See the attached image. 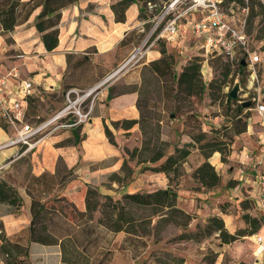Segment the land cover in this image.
Returning a JSON list of instances; mask_svg holds the SVG:
<instances>
[{
  "label": "trees",
  "instance_id": "16d2710c",
  "mask_svg": "<svg viewBox=\"0 0 264 264\" xmlns=\"http://www.w3.org/2000/svg\"><path fill=\"white\" fill-rule=\"evenodd\" d=\"M166 1L168 0H113L111 7L115 14V20L117 22H125L128 8L136 3L140 8L139 18L145 20L146 24H148ZM77 2L78 0H0V34L14 31L17 26L27 22L37 8L41 7V11L35 19V26L47 51H53L59 45L62 11ZM222 5L230 15L239 14V11L242 12L243 9L249 8L244 0H223ZM260 5L262 10L259 12H254L253 10V17L259 14L264 15V4L260 3ZM143 36L144 34L141 31L133 29L126 34L120 42V46L124 47V45H131V43H139ZM7 40L11 41L10 38ZM161 40L157 41L161 45V56L151 61L148 66H145L141 84L125 85L128 88L123 89L113 86L108 95L109 99L115 95L131 92L141 94L142 87L146 81L144 78L146 73L150 74L151 79L154 78L157 82L162 80L166 87H169L170 93L175 98L179 97L181 93L188 96H200L204 93L206 85L202 78L203 58L201 56L191 58L180 74H177L175 70L177 61L174 53H171L168 49L167 40H162L163 42ZM90 51L87 50L84 54H67L68 67L63 75V88L58 94L64 97V92L72 87L87 89L89 85L105 77L107 70L93 61ZM238 65L240 71L246 69L241 61L238 62ZM230 72L231 68L226 63V75ZM214 83V80L210 82L211 89L214 87ZM38 99V95L30 94L24 98L23 102L26 103L28 109L34 110L37 108L36 102ZM228 100L238 103L236 115H242L244 108L242 102H238L239 98H232L229 92ZM137 105L141 113L139 120L125 119L112 122L115 128L121 127L125 129H130L138 123L143 135L148 136V133H153L144 141L141 147L125 148L128 157L125 158L121 168L126 173L125 177H130L134 171V167L130 165L129 160H136L138 165L143 163L144 170L165 173L169 181H172L174 176L182 175L183 164L191 155L192 148L199 143L198 148L204 156V161L194 170L195 179L201 186L207 188H214L220 184L221 175L210 161V158L215 152H220L222 161L227 159L225 150V145L227 144L220 138V136L224 137L226 134H220L221 128L213 127L211 129L213 136H210L209 132L202 130L199 118L195 116L192 118L194 119L192 126L198 124V132L196 134L192 133L191 138L193 141L184 144L182 147L177 145L174 148V152L169 153L170 142L161 138L160 128L155 129L148 122L146 110L141 104L140 96ZM253 106L254 104L251 107ZM244 116L245 120L237 122L235 126V135H239L247 129L249 115L244 114L239 119ZM31 117H36L34 118L36 120L32 123H38L48 118L46 116L42 117L37 113L31 115ZM24 119H26V112ZM64 120H67V118H64ZM10 126L9 121L0 113V127L8 129ZM105 131L109 139L116 144L114 135L106 123ZM74 134L76 135L75 143H77L80 137L77 135L76 130ZM202 141L204 142L202 143ZM154 163H157V165L153 166L152 164ZM63 169L61 167L60 170ZM48 175L50 174L45 172L41 176H31L28 182V193L32 197L31 209L33 215L30 225V240L48 245L60 243L63 250V261L68 264H76L78 255L87 259L85 264H88L93 259L94 251H90V248L96 246L97 238L94 237V228L89 223L93 221L96 214L99 215L97 221L99 226L104 227L115 235L123 234L121 243L124 244L122 249L124 253L122 255L125 258L126 251L129 249V255L134 258V263L139 255L133 251L140 247L143 237L151 233L147 225L152 222L154 217H158V223L168 224L172 222L184 227L185 230L177 236L180 242L185 240L200 241L214 235L220 240V244H228L247 234L257 235L261 231L263 223L261 216H255L251 212H247L243 215V218L248 224V228L231 233L227 229L224 219L221 216L213 215L208 218L203 227L201 225L197 226L199 229L197 232L194 230L187 231L186 229L190 225L193 216L177 205L179 194L172 183H169L167 188H158L151 192H127L121 198H114L110 194L102 193L96 186L88 185L86 210L80 211L65 196H57L48 200H43L46 197L42 195L35 196V190L42 193L46 191L44 188L52 189L54 187L53 179H51L53 175L47 177ZM116 175V173L113 174V177ZM64 176L66 177L67 175ZM40 183H43L44 186L41 187ZM244 202L248 205L251 200L245 199ZM5 203L11 204L15 210H19L23 205V198L6 180L0 179V204ZM254 206L256 207V204ZM146 211L149 213L145 214L144 212ZM178 218L184 219V222H179ZM141 227H145L147 229L146 232H140ZM0 252L5 258V264H32L29 247L7 239L1 222ZM219 254L217 251L207 254L204 258V262H207L205 264H215ZM109 260L112 264L113 257H110ZM184 261L185 257L180 254L177 256L167 253L165 257L157 256V262L160 264H183ZM230 261L229 254L225 253L222 264H230ZM136 264H151V261L143 259ZM237 264H254V262L240 261Z\"/></svg>",
  "mask_w": 264,
  "mask_h": 264
},
{
  "label": "crops",
  "instance_id": "0c3cea01",
  "mask_svg": "<svg viewBox=\"0 0 264 264\" xmlns=\"http://www.w3.org/2000/svg\"><path fill=\"white\" fill-rule=\"evenodd\" d=\"M112 3L113 0H78L77 3L63 9L60 23L59 45L53 51H47L35 26V19L40 13L41 7L32 13L27 22L17 26L14 31L0 34V74L8 73L13 67H17L19 70L18 78H10L7 89L3 93L6 105H12L14 101L22 99L23 92L21 91L20 80L32 81L34 86L33 93L41 90L60 92L63 88V75L68 67V53L84 54L87 50L93 48L95 49L94 62L98 63L105 70L110 68L113 64L112 59L114 53L119 47H123L120 46V42L126 34L133 29L142 31L144 23L139 18L140 8L136 3L128 8L126 21L117 22L111 7ZM190 33L192 32L185 33L183 40L179 39L180 43L185 41ZM9 38L11 39L10 42L7 40ZM132 45L134 44L131 43L130 46ZM150 55L151 50L149 51L146 62L150 60ZM160 56V51L158 54H155L157 58ZM102 58L107 60L102 62ZM98 60H101V62H97ZM141 70V65L135 66L126 73L127 75L125 74L111 84L103 87L98 92L94 101L93 111L88 122L72 128L59 129L33 149L23 152L19 145H8L7 143L16 135V129L14 128L13 131L11 129L12 125L8 129L0 127V146L6 144V146L0 147V177L6 180L5 176L9 172L14 171L11 165L17 159H21L24 155L30 154L33 163L39 162L38 165H33V170L30 172L31 176H41L45 172L50 174L47 177L53 175V178H51L54 182L53 186H61L60 189L53 190L57 192L58 196L67 197L80 211L86 210L85 188L88 185L98 186L99 190L104 194L112 193L104 189L106 186L103 182L107 181L108 177L113 176L115 173L117 175L112 177L113 180H111L114 183L116 181L115 179L119 181L120 177H122L121 168L125 160L126 151H124L125 148H123L118 140L120 136H123V145L129 147L132 139L136 140L137 133H141L138 123L130 129H125L121 127L115 128L112 122L125 119L139 120L141 113L137 105L139 98L138 92L115 95L110 99L108 95L113 86L140 85L142 81ZM99 81L89 85L88 88L95 86ZM23 106L25 114L27 109L25 102H23ZM105 123L115 136L116 144L107 136ZM251 128L249 126L248 134L254 133V130L252 132ZM75 130L80 137L77 143H75ZM261 135L262 128L260 125V129L257 132L258 138L256 144L253 145L252 150H248L255 159L264 154V144ZM246 151H243V153L245 154ZM220 157V154L215 152L210 158V161L216 165L215 162L221 160ZM59 160L63 161L65 167L60 171L58 168ZM254 161V159L249 161V166H252ZM241 163H246V161L242 160ZM139 165L136 164L133 167L139 169ZM248 169L252 174L250 180L248 179V186L251 188L254 186V171L252 167ZM244 171L241 168L240 173H244ZM64 175L67 176L65 177ZM157 175H160L159 177L164 184L160 188H167L169 186V178L167 175L162 172H157ZM29 180H27L24 186L25 188L19 192L23 198V205L19 210H15L11 204H0V222L3 224L5 236L12 242H19L29 247L32 264H68L63 261V250L60 243L48 245L30 240V225L33 215L31 209L32 197L26 189L28 188ZM134 185L136 183H131V186L129 185L128 189H125L123 192L138 191L137 188H134ZM40 186L43 187L44 184L40 183ZM244 186L245 183L242 184V188ZM72 187L76 189L71 190L70 188ZM182 190L185 191L187 189L182 188ZM43 193L45 195L47 194L46 192ZM48 199L50 198H43V200ZM197 199L199 200V198H183L179 193L177 205L187 213H196L198 216L200 214L203 216L202 212L205 207L200 206L199 202L196 201ZM245 199L251 200V213L255 216H260L259 210L254 206L255 197H243L239 198L238 201H244ZM186 201L189 203V207L182 206V203ZM215 215L221 216L224 219L226 227L231 233L236 232L237 223H232L234 218L233 220L231 218L228 220L227 218L229 217L226 218L227 215L224 213H216ZM198 216L194 217L193 220L197 221ZM203 221L206 222L207 220L203 219ZM190 226H194V222ZM262 230L263 228L261 227V231L258 234H261L263 232ZM238 242L239 248L237 247ZM187 243L192 242L187 241ZM221 245L223 249L217 251L220 254L215 264H222L226 252L234 260L241 259L240 261L243 260L250 263V258L253 257V262L256 259L255 252L257 243L255 234L245 237L244 241H235ZM226 245L228 246L226 247ZM181 255L185 257L183 264H202L200 262V255L194 251L193 253ZM124 259L125 264L134 262V258H131L129 255V249L126 251ZM260 262L264 264V254L260 257ZM1 264H5V262L1 261ZM157 264L160 263L157 262ZM233 264H237V262L234 261Z\"/></svg>",
  "mask_w": 264,
  "mask_h": 264
},
{
  "label": "rangeland",
  "instance_id": "374dc122",
  "mask_svg": "<svg viewBox=\"0 0 264 264\" xmlns=\"http://www.w3.org/2000/svg\"><path fill=\"white\" fill-rule=\"evenodd\" d=\"M245 3L249 6L247 14V25L246 29L251 38V46L253 49H258L262 51L261 57L262 61L255 65L254 72L250 68L246 67L244 71H240L238 62L230 61L220 55H208L204 54L203 49L200 46V42L194 38L192 33L189 34L187 39L180 43V40H183L184 35H179L175 37L172 41H166L168 43V49L171 53H174L175 60L177 61L175 70L177 74L183 70V67L187 62L195 57L201 56L202 60V78L206 85L204 93L200 96H188L184 93H181L179 97L175 98L171 93L169 87H166V84L159 80L151 79L150 74L146 73L144 75L145 83L142 87V92L139 94L141 99V104L146 110V115L148 122L152 124V127L157 129L160 128V135L163 140L169 141L171 146L169 153L174 152L175 146H184V144L193 141L191 138L192 133L198 132V124L193 125V120L195 116L199 118L201 123L202 130H205L211 134V129L221 128L220 134H226V136L220 138L226 142L225 150L227 152L226 161H216V170L221 175V182L218 186L214 188H207L201 186L198 181L195 179L193 173L194 170L204 161V156L201 153V150L198 148L199 143L192 148L191 155L187 158V161L183 164L182 175L174 176L172 183L178 190L183 198H199L196 201L199 202L200 206H203V216H199L196 213H191L194 217L198 216V220L194 221L192 219L191 223L194 222V226H188L187 231L194 230L197 232L198 225L202 227L206 224L203 219L208 220L209 217L215 215L216 213L227 215L228 220L231 218L232 223H237V230H245L248 228L243 215L247 212L252 211V206L246 204L243 200L239 198H248L249 196L255 197L257 189L255 186L251 188L248 186V179L252 177V174L249 167V161L246 163H241L242 160H246L245 154L243 151L252 150L253 145L256 144L258 138L257 132L260 129L261 121L260 115L255 110V107L244 108L242 115L248 114L247 119V130L239 135H235V126L237 122H243L245 116L239 119L242 115L237 116V105L238 103L228 100V94L234 85L239 82L241 85V91L239 93V103L242 101L251 100L254 96H260L264 102V15L259 14L253 17L254 12H259L262 10L261 4H264V0H244ZM239 16L242 17V12H238ZM142 33L144 34L142 40L139 43L128 47H119V49L114 53L113 64L110 68H107L108 71L106 75L118 69L130 56L132 49L135 45L141 44L146 39L150 38V32L152 28V21L146 24V21L143 20ZM191 30H188L190 32ZM263 36V37H261ZM164 40V39H162ZM161 40V41H162ZM179 40V41H178ZM178 43H177V42ZM163 42V41H162ZM177 43V44H176ZM137 45V46H138ZM181 47H180V46ZM161 45L155 43L151 46V55L150 60L141 65V78H143V69L145 66H148L151 61L155 60V54H158L160 51ZM93 61H95L94 53L95 49L90 51ZM101 59V58H99ZM105 58H102V62H105ZM97 62H101L98 60ZM226 63L229 64L231 72L226 75ZM98 64V63H96ZM99 65V64H98ZM126 73L121 74L116 79L121 78ZM127 75V74H126ZM115 79V80H116ZM214 80V87L210 88V82ZM221 86V88H220ZM128 88L125 85H119L118 89ZM79 88V92L82 94L85 91L89 90ZM60 92L57 91H35L33 95H38L39 99L36 102V109H26V119L25 123H32L36 117L32 118L31 115L37 113L40 116L50 117L58 110L62 109L68 103V98L65 95L64 97ZM76 96V93H73L72 98ZM236 99V98H234ZM91 97L86 99L81 106L86 108L90 102ZM37 116V115H36ZM159 119H161L159 121ZM192 119V120H191ZM249 126H251V131L254 130V133L248 134ZM14 131V127L11 128ZM253 132V131H252ZM153 133H148V136L143 135V133L138 132L136 135V140L132 139L130 146H124L123 136H120L118 140L122 144L123 148L133 149L138 146L141 147L144 141L149 138ZM137 136L139 137L137 139ZM115 137V136H114ZM135 138V137H134ZM210 138V137H209ZM204 141H202L203 143ZM65 143V142H64ZM125 151V149H124ZM218 154L221 153L217 152ZM251 153V152H249ZM125 158H127V153L125 152ZM127 156V157H126ZM221 158V157H220ZM39 163V162H38ZM38 163H33L32 157L30 154L24 155L21 159H17L11 166L13 170L9 172L6 177V182L11 185L14 190L19 194L20 190H23L26 185L27 180L31 178V170H33V165ZM130 165H136V160H129ZM156 166L157 163L152 164ZM140 168H134L133 173L130 177H125L126 173L121 171L122 177L115 183L113 176H109L108 180L103 182L106 186L104 188L107 192L111 191L110 195L114 198H121L124 194V190L128 189L131 183H136L134 188H137L139 192H151L157 190L160 187H163V182L160 179V175H157V172L153 170H144L143 163L139 165ZM65 168L63 161H58V168ZM247 167V168H246ZM241 168L245 171L240 173ZM0 179L5 180L0 177ZM245 183L244 188L242 184ZM98 188V186H96ZM60 185H54L51 188H44L43 192H46L45 195L43 192L40 193L35 190V196L42 195L48 198H55L58 196L57 192L53 189H60ZM182 188L187 190L183 191ZM27 191L29 189L26 188ZM71 190L76 189L74 187L70 188ZM88 187L85 188L87 193ZM249 191H247V190ZM189 190V191H188ZM136 191V192H138ZM106 194V193H105ZM108 194V193H107ZM185 194V195H184ZM190 196V197H189ZM86 198V197H85ZM179 198V196H178ZM194 202V201H193ZM202 202V203H200ZM247 207H245L246 205ZM182 206L189 207V203L186 201L182 203ZM148 214L149 212H144ZM99 215L93 218V221L89 224L94 228V237L97 238L96 246L90 248V251H94L93 259L89 261L91 264H111L109 258L113 257L112 264H122L125 262L122 254L124 244L121 243L123 239V234L115 235L112 232L106 230L104 227L99 226L98 221ZM179 222H184V219L178 218ZM190 223V224H191ZM244 223V224H243ZM151 233L144 236L142 242H140V247L134 248V253L138 254L139 257L136 258V262H130V264H136L138 261L143 259H148L151 261V264H157V256L165 257L167 253L172 255H186L189 253H197L200 255V262L205 264L204 258L207 254L211 252L222 250L223 247L220 244V240L214 235L209 238L201 239L200 241L191 240L192 243H187L188 240L179 241L177 236L182 233L185 229L182 226H179L175 223H158V217H154L152 222L147 225ZM250 229V228H249ZM146 228L141 227L140 232L145 231ZM264 231V230H263ZM148 232V231H147ZM253 234H247L241 236L237 241H244L245 237L252 236ZM232 245V244H230ZM228 245H226L227 247ZM239 248V242L237 244ZM227 253V252H226ZM228 254V253H227ZM230 264H233L234 261L240 262L241 259L234 260L231 255ZM4 257L0 252V264L1 261H4ZM106 259V260H105ZM250 262H253V257L250 258ZM243 261V260H242ZM87 259L84 256L78 255L76 264H85ZM88 263V264H89Z\"/></svg>",
  "mask_w": 264,
  "mask_h": 264
},
{
  "label": "built area",
  "instance_id": "2783aa9c",
  "mask_svg": "<svg viewBox=\"0 0 264 264\" xmlns=\"http://www.w3.org/2000/svg\"><path fill=\"white\" fill-rule=\"evenodd\" d=\"M223 0H168L163 3L159 12L151 19L152 28L150 38L143 41L132 50L128 59L115 71L106 75L95 86L84 93L78 88H70L66 91L68 103L65 107L55 112L49 118L38 123H25L23 100L33 93V83L30 80H20L22 99L6 105L3 93L7 89L10 78H18L19 70L13 67L8 73L0 74V113L16 129V135L8 145H19L24 152L35 148L40 142L62 128H72L90 120L94 101L98 92L111 84L123 73H127L133 67L147 63L151 46L159 39L172 41L179 35H184L191 30L194 38L200 42V46L206 56L222 55L234 62L245 61L251 70L262 61V51L253 49L251 38L247 32L248 9L239 14L230 15L222 5ZM73 93L76 96L72 98ZM91 97L88 105L81 104ZM255 110L261 117L262 142L264 144V102L260 96H254ZM67 118V120H64ZM6 144L1 145L4 147ZM248 151L245 152V161H255L252 164L253 184L257 188L255 204L263 218L264 230V154L256 159ZM1 169V167H0ZM262 230V231H263ZM256 259L254 264H263L260 257L264 254V231L256 235Z\"/></svg>",
  "mask_w": 264,
  "mask_h": 264
},
{
  "label": "water",
  "instance_id": "95a60500",
  "mask_svg": "<svg viewBox=\"0 0 264 264\" xmlns=\"http://www.w3.org/2000/svg\"><path fill=\"white\" fill-rule=\"evenodd\" d=\"M242 65L245 66V65H246V62H245V61H242ZM241 89H242V88H241L240 83L237 82V83L234 85V87L231 89V91H230V96H231L232 98H238ZM64 94H66V92H64ZM254 102H255V99L252 98L251 100L242 101V105H243L244 108H247V107L252 106V105L254 104Z\"/></svg>",
  "mask_w": 264,
  "mask_h": 264
}]
</instances>
